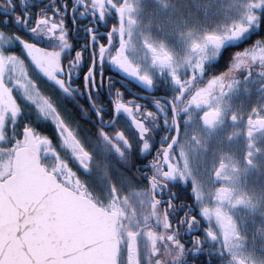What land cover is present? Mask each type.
<instances>
[{
  "label": "snow or ice",
  "instance_id": "obj_1",
  "mask_svg": "<svg viewBox=\"0 0 264 264\" xmlns=\"http://www.w3.org/2000/svg\"><path fill=\"white\" fill-rule=\"evenodd\" d=\"M245 7L243 19L226 33L206 31L194 38L189 30L188 54L182 58L168 40L141 32L140 47L150 69L169 77L174 86L172 93L164 97L149 95L157 86L154 73L129 56V50L136 49V0H72L71 4L63 0L62 8L57 5L52 13L41 11L35 19L30 13H14V21L27 27L33 38L24 39L18 33L9 37L13 44L22 45L23 54L0 49V264H48L35 243L42 231L44 201L35 193L25 198L29 175L41 185L48 208L70 209L89 224L85 237L92 243L81 246L69 241L68 251H58L55 259L48 258L51 264H193L189 254L208 252L207 246L217 243L219 249L215 251L221 261L230 258V264H249V257L241 251L247 237L240 231L232 209H259L264 216V192L249 194L234 187L233 175L241 169L239 162H227L231 157L222 156L207 176L199 174L191 166L183 139L186 126L194 119L213 130L225 119L233 124L243 120L248 139L244 164L257 167L256 157L264 155V147L254 139L264 132V105H253L242 112L232 109L224 99L241 82L236 79L237 73L247 79L254 65L264 68V39L244 47L246 34L259 27L262 17L257 10H264V0H251ZM0 8L14 10L15 0H0ZM69 13L74 20L89 16L107 21L114 16L115 22L104 34L106 38L97 33L98 25L88 26L85 47L89 53L80 49L74 56L65 57V50L73 47L65 19ZM0 23L7 24L8 18L0 19ZM6 35L0 28V38ZM229 45L236 50L230 51ZM105 59L135 78L146 89L144 95L152 105L126 99L122 91H116L114 112L131 118L138 133L136 145L124 131L110 135L103 128L98 130L125 166L132 163L126 155L128 150L148 160L144 165L148 171L138 172L137 177H123L121 184L113 181L106 158L87 150L76 128L33 75L54 82L69 95H74V86L81 93L87 89L92 98L93 89L98 92L105 81L112 83L103 71ZM221 62H226L225 70L218 67ZM260 75L264 76V71ZM76 76L82 77L79 83L74 80ZM18 94L53 122L62 146L84 170L103 171L109 188L106 198L90 190L79 172L55 151L50 136L31 123L20 126L24 106ZM93 104L103 118L100 106L94 100ZM161 126H166L168 132L157 148L153 129ZM240 131L237 129L228 139ZM192 139L200 142L196 135ZM42 152L54 156V166L42 165ZM123 183H128L132 191L125 192ZM133 199L140 205L139 211L133 207ZM207 264H213L210 256Z\"/></svg>",
  "mask_w": 264,
  "mask_h": 264
},
{
  "label": "flooded vegetation",
  "instance_id": "obj_2",
  "mask_svg": "<svg viewBox=\"0 0 264 264\" xmlns=\"http://www.w3.org/2000/svg\"><path fill=\"white\" fill-rule=\"evenodd\" d=\"M68 2L71 4L72 0H68ZM156 2L157 4H163L161 0H156ZM250 2L251 0H246L247 4ZM15 3L16 8L14 10L0 8V19L5 17L8 18L7 24L0 23V28L6 29V33L8 34L5 37L0 38V49H7L17 54H23L22 45H20L19 42L13 44L9 37L12 33H18L24 39L30 40L33 38V35L28 31L27 27L14 21V13L18 12L21 15L30 13L32 18L35 19L37 14L41 13V11L52 13L57 5L62 8L63 0H55V3H53V0H15ZM245 6L242 7L240 12H234L231 20L220 22L219 25H215V27H207L205 26V23L184 24L182 28H179L180 31H178L175 39L172 35L171 38L166 40L169 41V46L177 52L178 58H182L188 54L189 40L186 34L189 30L193 31L194 38H198L206 31L226 33L234 23L243 19L244 14L246 13ZM257 11L262 19L259 22V27H253L252 30L246 34L244 47L254 44L258 39H264V10ZM65 19L69 29V37L73 45L71 49L65 50L63 53L65 57L74 56L75 52L80 49H83L86 55L89 53L90 49L85 47L89 36L86 31L88 26L98 25L97 33L101 37H104V34L110 31L111 24L115 22L114 16H109L107 21H96L89 16H78L74 20L70 13L65 17ZM159 31L151 35L162 38V28H160ZM141 32L147 34L145 33L146 31L141 30L140 24L138 23L134 36L136 49H130L129 56L135 63L140 64L145 69L154 73L157 86L149 95L158 97L170 95L174 86L171 84L169 77L160 76L156 70L150 69V62L145 58L144 50L140 47ZM181 33H184L185 35H181ZM56 43L59 44V42ZM228 47L230 51L236 50L232 45H229ZM84 67L85 65H81V68ZM218 67L220 70H225L227 64L226 62H221ZM103 71L105 77L110 76L112 78V83L108 84L107 81H105L104 85L100 86L98 92L93 89L92 98H89L87 89L81 93L80 91H75L74 86V95H69L54 82L49 81L42 76L37 77L35 76V73H33V75L34 78L39 80L42 90L46 94L50 95L57 103V106L63 113L65 119L76 128L77 135L87 150L92 152L96 157H105L108 166L112 168L113 181L117 184H121L123 177L129 175L137 177L138 172L148 171L149 169L144 167L148 160L144 159L142 156H138L137 151L128 150L126 155L132 163L130 167L125 166L112 146L110 144H106L102 137L99 136L98 130L103 128L110 135H114L118 131H124L129 140L136 145L139 142L138 133L132 124L131 118L123 112L119 114L114 112V98L116 91H122L126 99H135L148 105L149 107L152 105L144 95L146 93V89L135 78H132L120 71L110 62V60L105 59ZM261 71H264V68H261L259 64H256L253 66L251 77L245 79L243 73L236 74V79L241 82L237 84L226 97H224L225 101L232 109H240L242 112H246L253 105H264V76L260 75ZM74 80L76 83H79L82 80V77L76 76L74 77ZM18 98H20L19 94ZM93 100L95 101V105L100 106V110L104 114L103 118L97 115V108L94 106ZM20 102L24 106V115L21 118L20 126L22 127L25 123H31L42 133L50 136L55 151L64 156L74 169L79 172L81 178L88 185L90 190L95 192L101 198H106L105 193L109 190V188L108 181L104 180L103 171L89 172L84 170L79 165L78 161H76V159L68 153L67 149L62 146L61 139L57 134V130L53 122L50 119L42 117L37 112L35 106L28 101L20 98ZM237 129L241 130L240 133L238 135H234L233 138L229 140L228 136L236 132ZM244 129L245 122L243 120L239 124H233L231 121L225 119L223 124L217 125V127L213 130L203 127L198 119H194L192 123L186 126V133L183 136V139L187 142L186 150L189 154L192 168L197 170L199 174L207 176L213 165L217 164L222 156L226 159L227 157H231V161L227 162H239V167L241 169L239 173L233 175L234 187L236 188L239 184L244 183V170L246 168L247 170H252L254 168H248L244 164V157L248 144V139L243 131ZM167 132L168 129L166 126L154 127V147L158 148L160 146L162 137ZM193 135L199 137V143L192 139ZM262 138H264V132H259L254 136L257 143L258 140H261ZM258 145L262 146V144ZM148 159H151V157L149 156ZM41 163L46 167L54 166L55 158L52 154L42 152ZM123 190L125 192L132 191L129 188L128 183H123ZM131 202L133 207L137 208L139 211L140 205L138 202L135 199ZM237 211L244 217L246 216L243 214V209H239ZM190 246L191 245L189 244V247ZM207 247H209L208 252L202 251L195 255L189 254V260L192 261L193 264H207L210 256L213 264H230V258H223L221 261L217 251H215V249H219L218 243ZM241 251L244 255L248 256L246 242ZM248 257L249 264H253L251 257Z\"/></svg>",
  "mask_w": 264,
  "mask_h": 264
},
{
  "label": "rangeland",
  "instance_id": "obj_3",
  "mask_svg": "<svg viewBox=\"0 0 264 264\" xmlns=\"http://www.w3.org/2000/svg\"><path fill=\"white\" fill-rule=\"evenodd\" d=\"M136 3V18L141 30L154 34L162 28L163 39L172 35L175 39L179 28L187 23H205L207 27H215L220 22L231 20L234 12H240L247 4L246 0H163V4H157L156 0H136ZM257 144L264 147V138ZM256 163L258 166L252 170H244V183L239 184L237 190L249 194L264 192V155L257 156ZM239 209H243L245 217L238 213ZM232 214L239 223L240 231L247 237V255L253 264H264V216L259 209L245 207L232 209Z\"/></svg>",
  "mask_w": 264,
  "mask_h": 264
},
{
  "label": "water",
  "instance_id": "obj_4",
  "mask_svg": "<svg viewBox=\"0 0 264 264\" xmlns=\"http://www.w3.org/2000/svg\"><path fill=\"white\" fill-rule=\"evenodd\" d=\"M24 191L26 199L35 193L44 201L41 208L45 211L40 218L42 231L35 243L39 245L43 259L48 261V264H51L48 258L55 259L58 251H68L66 246L69 241L81 246L92 243L85 237L86 231L89 230L87 219L79 213L64 207L48 208V198L44 196L41 185L30 175L26 177ZM2 227L3 218L0 216V228Z\"/></svg>",
  "mask_w": 264,
  "mask_h": 264
},
{
  "label": "trees",
  "instance_id": "obj_5",
  "mask_svg": "<svg viewBox=\"0 0 264 264\" xmlns=\"http://www.w3.org/2000/svg\"><path fill=\"white\" fill-rule=\"evenodd\" d=\"M5 30V32H6V29H4ZM9 51V50H8ZM9 52H11V51H9Z\"/></svg>",
  "mask_w": 264,
  "mask_h": 264
}]
</instances>
